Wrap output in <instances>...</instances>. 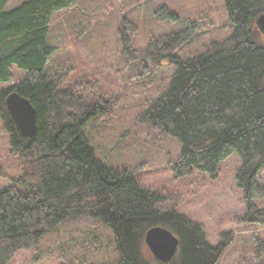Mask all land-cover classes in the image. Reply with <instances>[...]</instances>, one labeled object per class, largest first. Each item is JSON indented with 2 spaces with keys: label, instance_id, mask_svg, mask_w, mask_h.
Here are the masks:
<instances>
[{
  "label": "trees",
  "instance_id": "obj_1",
  "mask_svg": "<svg viewBox=\"0 0 264 264\" xmlns=\"http://www.w3.org/2000/svg\"><path fill=\"white\" fill-rule=\"evenodd\" d=\"M7 1L0 0V83L12 81L13 66L25 76L0 91V121L18 162L17 177L0 191V264L73 218L98 220L111 231L118 256L111 264H162L144 244L154 227L179 241L167 264H215L223 251L208 246L199 227L176 215L163 193L143 188L136 170L111 169L97 159L85 128L98 106L61 89L46 70L54 53L47 42L51 17L76 0H25L4 11ZM225 9L233 32L204 53L185 60L174 54L194 36L187 27L150 40L140 53L123 33V54L147 67L162 62L176 67L165 93L141 117L180 144L174 176L196 172L213 179L220 162L237 154L234 179L246 209L242 222L264 224V208L255 205L264 199V185L256 180L264 166V39H257L255 24L264 15V0H225ZM13 92L35 111V132L28 139L5 110Z\"/></svg>",
  "mask_w": 264,
  "mask_h": 264
},
{
  "label": "rangeland",
  "instance_id": "obj_2",
  "mask_svg": "<svg viewBox=\"0 0 264 264\" xmlns=\"http://www.w3.org/2000/svg\"><path fill=\"white\" fill-rule=\"evenodd\" d=\"M158 14L172 18L160 20ZM187 27L194 30L193 38L174 52L182 60L231 36L225 0H76L51 17L47 42L54 53L46 70L61 89L87 105L98 106L85 134L103 165L134 169L143 188L163 193L176 215L199 227L208 246L223 251L215 264H264V224L242 222L246 209L234 179L240 166L237 154L220 162L213 179L196 172L174 176L171 167L178 160L180 144L141 119L150 104L165 93L176 67L166 62L153 67L131 62L123 54V33L129 46L140 53L150 40ZM256 31L257 39H264ZM11 74L12 81L0 83V91L25 76L14 66ZM17 168L0 121V191L17 177ZM256 180L264 185V166ZM255 205L264 208V199ZM117 261L108 228L98 220L73 218L44 234L35 247L18 251L9 264Z\"/></svg>",
  "mask_w": 264,
  "mask_h": 264
},
{
  "label": "water",
  "instance_id": "obj_3",
  "mask_svg": "<svg viewBox=\"0 0 264 264\" xmlns=\"http://www.w3.org/2000/svg\"><path fill=\"white\" fill-rule=\"evenodd\" d=\"M255 24L264 37V15L258 17ZM4 105L19 134L26 139L32 137L35 132L36 115L28 101L13 92L6 97ZM144 244L156 261L167 264L175 256L179 241L168 230L154 227L145 233Z\"/></svg>",
  "mask_w": 264,
  "mask_h": 264
},
{
  "label": "crops",
  "instance_id": "obj_4",
  "mask_svg": "<svg viewBox=\"0 0 264 264\" xmlns=\"http://www.w3.org/2000/svg\"><path fill=\"white\" fill-rule=\"evenodd\" d=\"M11 1H12V0H8V1L4 4V6H3L4 11H8V10H10V9H12V8L17 7V6H18L21 2H23L24 0H16V1H14V3H11Z\"/></svg>",
  "mask_w": 264,
  "mask_h": 264
}]
</instances>
